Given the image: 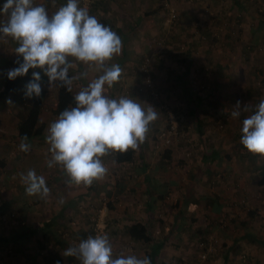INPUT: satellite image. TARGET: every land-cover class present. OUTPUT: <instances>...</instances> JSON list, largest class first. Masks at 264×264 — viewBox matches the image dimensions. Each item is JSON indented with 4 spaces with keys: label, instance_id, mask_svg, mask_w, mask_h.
I'll use <instances>...</instances> for the list:
<instances>
[{
    "label": "crops",
    "instance_id": "crops-1",
    "mask_svg": "<svg viewBox=\"0 0 264 264\" xmlns=\"http://www.w3.org/2000/svg\"><path fill=\"white\" fill-rule=\"evenodd\" d=\"M66 2L32 0L50 16ZM167 2L176 11L172 21L166 17ZM257 2L90 0V14L122 40L121 53L106 66L118 63L123 72L118 82L105 86L106 94L151 105L158 113L137 149L110 151L101 158L108 171L91 185L66 183L62 165L47 166V129L59 116L55 81L41 68L29 69L27 80L2 93L5 76L16 67L19 45L0 33V264H82L63 251L91 236L95 220L110 238L113 258L147 255L151 264H179L184 257L194 263L195 241L210 230L219 243L201 264H264V211L256 208L264 191V181L259 182L264 155L240 143L243 119L264 99V42L257 46L261 41L249 38L259 16ZM5 3L0 0V10ZM236 12L241 13L239 35H213ZM7 19L0 11V23ZM142 56L149 57L159 101L169 102L177 118L179 135L167 152L154 146L165 122L158 102L137 88ZM68 60L74 94L103 74L97 65ZM33 72L42 78L38 119L43 127L28 137L30 151L22 152L17 125L30 101L24 92ZM238 101L240 115L234 118ZM29 169L45 177L47 197L26 194L20 173ZM241 195L245 202L232 205ZM134 222L145 227L148 239L130 235L127 227ZM234 240L237 252L228 249Z\"/></svg>",
    "mask_w": 264,
    "mask_h": 264
},
{
    "label": "clouds",
    "instance_id": "clouds-1",
    "mask_svg": "<svg viewBox=\"0 0 264 264\" xmlns=\"http://www.w3.org/2000/svg\"><path fill=\"white\" fill-rule=\"evenodd\" d=\"M78 4L79 0H67L50 16L43 4L33 5L32 0H6L0 11L7 14L8 19L0 23V33L18 42L15 52L23 57L18 67L8 71L9 79L23 76L29 69L41 68L50 82L59 80L61 86L71 92L74 78L68 75L71 67L68 57L103 69L102 75L75 94V106L65 108L50 123L45 138L51 153L47 166L62 165L69 177L66 183L91 185L108 171L101 158L110 151L137 149L144 142L150 123L158 119V113L151 105L145 108L129 97L115 99L106 94L105 86L110 88L118 82L123 72L118 63L106 66V62L121 53L122 40L110 26L91 15L87 7ZM41 79L39 72L32 73V79L25 85V97H40ZM239 104L238 101L237 110L231 113L234 118L240 115ZM244 109L247 111V105ZM241 133L240 143L247 151L264 155V99L243 119ZM27 141L25 134L19 144L22 152L31 149ZM20 178L27 195L45 198L50 194L45 177L34 169L20 173ZM63 255L78 256L82 264H151L147 255L113 258L107 233L80 240L78 245L65 249Z\"/></svg>",
    "mask_w": 264,
    "mask_h": 264
},
{
    "label": "built area",
    "instance_id": "built-area-1",
    "mask_svg": "<svg viewBox=\"0 0 264 264\" xmlns=\"http://www.w3.org/2000/svg\"><path fill=\"white\" fill-rule=\"evenodd\" d=\"M252 1V0H246ZM166 7V17L168 21H172L173 18L176 16V11L173 6H171L168 2L164 4ZM78 6L80 7H87L88 10L90 9V0H79ZM257 10L264 14V0H258ZM239 15V12L234 14V17L230 18L228 21H222L220 25V29L228 28L229 31L233 34L238 32V27L240 25L239 21L236 17ZM264 42V38H263ZM262 42V43H263ZM161 43L158 44L160 46ZM149 57L142 56L141 61L139 63V71L141 73V84L138 86V89L143 90L145 89L146 92L149 94L151 98L158 102V107L160 111L163 113L165 117L164 125L161 126L156 134L154 140V146L158 149H164L169 147L172 143V140L179 135L178 130V122L175 116V113L172 110V107L169 102L166 101H159L158 93L155 88V83L153 81L150 69H149ZM48 159H51V153L49 152L46 156V162ZM60 165H55L53 167H58ZM262 201L261 205H257V209H262L264 211V191L262 192ZM238 203H244L245 197L241 195L239 198L236 199ZM252 206H250L251 208ZM91 236H95L98 234H104L103 225L100 221L95 220L92 223L91 227ZM218 238L212 231H207L206 236L204 238H198L195 241V246L197 249V261L194 263H189V261L182 257L180 259L179 264H201L203 263L208 255L209 251H212L216 245H218Z\"/></svg>",
    "mask_w": 264,
    "mask_h": 264
},
{
    "label": "trees",
    "instance_id": "trees-1",
    "mask_svg": "<svg viewBox=\"0 0 264 264\" xmlns=\"http://www.w3.org/2000/svg\"><path fill=\"white\" fill-rule=\"evenodd\" d=\"M258 4V2H257ZM258 17H257V23L256 27L250 30L249 38L252 39V41L257 42L261 41L257 46H260L263 42L264 38V14H261L258 10ZM234 17V15L231 16V18ZM238 20L241 19V13L239 12V15L236 17ZM221 23L216 26V29L213 32V35H217L220 32H223L224 34L229 35V37L236 38L239 35L240 32V25L238 27V32L236 34H233L229 31L228 28H222L220 29ZM163 46L160 44L159 48ZM18 59L16 61V67L19 66V63L23 62V57L21 55H17ZM15 67V68H16ZM69 75V73H68ZM152 75V74H151ZM153 78V77H152ZM27 80V74L23 76H17L15 79H9L8 74L5 76L4 81H3V89L2 93L3 94H9L11 93L17 86H19L22 82ZM154 81V79H153ZM155 83V81H154ZM62 82L57 80L55 81V87H56V92H55V107L54 111L56 114H59L62 112L65 108H71L75 106V101H74V96L75 94L71 91H67L66 87L61 86ZM141 84V82H140ZM139 84V85H140ZM138 85V86H139ZM137 86V88H138ZM41 104H42V97H32L30 98L26 113L20 120V122L17 125V135L19 137L24 136L25 134L30 137L32 135L40 134L42 132V123L39 121L38 117L40 114V109H41ZM157 132V131H156ZM167 148H164V151L167 152ZM166 149V150H165ZM1 160H0V165H1ZM264 175L260 177L259 182H263L264 180ZM232 205H239L242 203H238L236 200L231 201ZM129 233L131 236L139 237L143 240L148 239V234L146 232L145 227L140 224L139 222H134L127 227ZM210 231V230H209ZM204 238V237H201ZM236 240L232 241L228 249L231 252H237L239 246V243H234ZM249 260L250 258L247 257ZM250 261V260H249Z\"/></svg>",
    "mask_w": 264,
    "mask_h": 264
}]
</instances>
